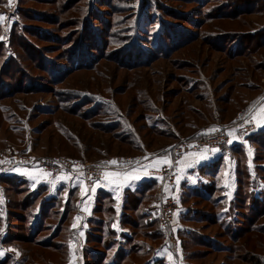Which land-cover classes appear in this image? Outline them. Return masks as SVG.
<instances>
[{"label":"rangeland","instance_id":"rangeland-1","mask_svg":"<svg viewBox=\"0 0 264 264\" xmlns=\"http://www.w3.org/2000/svg\"><path fill=\"white\" fill-rule=\"evenodd\" d=\"M0 14V167L7 172L20 159L105 164L167 151L197 139L188 123L228 121L264 88V0H0ZM256 155L252 176L264 186V151ZM6 176L0 264H80L61 231L66 193L23 180L27 189L17 185L23 189L10 209ZM28 190L37 194L17 207ZM193 195L187 202L197 236L187 240L186 261L238 264L223 248L241 244L221 235L227 218L209 214L211 206ZM242 214L243 226L258 223ZM128 227L134 239L110 250V264H147L137 239L145 230ZM108 230L97 232L103 246ZM257 245L252 256L264 264Z\"/></svg>","mask_w":264,"mask_h":264},{"label":"crops","instance_id":"crops-1","mask_svg":"<svg viewBox=\"0 0 264 264\" xmlns=\"http://www.w3.org/2000/svg\"><path fill=\"white\" fill-rule=\"evenodd\" d=\"M261 90L252 99L255 101L249 107V109L252 108L250 119L255 126L253 132H228L227 146L221 150L204 148L199 152H188L181 156H172L169 150L159 153L149 152L137 158L135 165L126 163L127 165L122 168L117 162L106 168L102 180L96 184L91 196L86 195L85 183L80 178H53L45 169L38 166L16 165L2 176H15L21 180H27L34 188L41 185L47 186L52 193L61 190L62 193H66L64 196L66 202L69 198L75 200L76 215L72 223L70 253L79 258L80 264H86L87 261L89 234L101 231L100 225H95V222L106 221L103 213L96 212L100 198L108 197L111 200L115 219L110 227L114 233V239L122 243L131 237L134 239L130 229L122 222L124 207L128 201L127 196L143 188L141 197L144 198L141 207L145 206V211L148 210L145 219L148 227L145 232L147 231L149 235L144 233L137 239L143 245L144 253L150 256L146 263L189 264L185 259V242L189 237L197 236V233L194 226L196 222L187 218V214L194 210L187 202V197L194 194L193 198L199 199L202 192L204 193L206 188L215 182L216 187L222 190L223 196L228 197L230 202L235 200L239 190V170L242 167V160H240L242 155L238 152L240 147L244 148L248 155L246 164L253 174L254 150L247 138L255 132L264 131V88ZM244 112H241L237 118ZM220 126L226 125L214 122L200 128L195 135L212 134ZM108 162L109 160L105 165H108ZM163 168H170L175 177L174 184L161 176L160 172ZM198 191H201V195L196 194ZM169 197L178 200L179 205L172 225L164 228L160 224L159 227L158 207L165 198Z\"/></svg>","mask_w":264,"mask_h":264},{"label":"trees","instance_id":"trees-1","mask_svg":"<svg viewBox=\"0 0 264 264\" xmlns=\"http://www.w3.org/2000/svg\"><path fill=\"white\" fill-rule=\"evenodd\" d=\"M254 11L251 13H255ZM257 13H263V12L262 10H257ZM258 36L259 34L255 36L250 35L251 38H257ZM260 44L261 43H258V46ZM30 49L33 51L31 47ZM249 107L250 105H247L244 108H241L228 121H226L227 117H224L221 115L219 119L217 118L215 121L211 123L220 122L223 125L233 124L236 121L237 116L241 112H243L244 109H247ZM197 126L198 125L195 122L188 123V128L194 129V132L191 134V136H194L195 133L199 131L200 127L197 128ZM247 141H249L251 148L254 150V155H256V151L259 150V148L262 149V151H264V131L253 133L247 138ZM238 152H240L242 155V158L240 157V160H242V163H241L242 167H240L241 169L239 170V176H238L239 177V190L236 194L235 200H233L232 202L229 201V205L227 206V208H226V204L221 206L219 204L220 203L219 200L216 201L217 193H220L222 197H225V196H223L222 190L216 187L215 182L211 183L212 185L206 188V191L201 195L199 199L200 201L202 199L205 204H208L211 206L209 210V214L211 215H214V214L216 215V213L222 214L224 217L227 218L226 225L223 226L226 229L221 228L222 230L221 235L226 236L231 241L241 242V244H238L235 249L234 248L231 249V246L230 247L227 246L228 244L226 246L224 245L223 248H228V250H230V253L232 252L231 254H233L235 256V259L238 260L239 262L242 261L243 263L249 264L248 261L250 260L248 258L250 257L252 264H261V260L259 258L253 257L252 253L257 252V247H259V245H257V242H259V244L261 243L262 247L264 246V241H263L264 240V222H260V221H264V190H263L264 186H261V184H259L258 181H256L257 183H255L256 178L255 176H252L253 174L250 171L251 169L246 164V162L248 161V157H247L248 155L246 154L245 149L240 147V149H238ZM255 159L257 160V155L254 156L253 158L254 164H255ZM6 177L2 178L1 182L3 186L7 185V187H9L8 189L5 188L4 194L8 201V208L11 209L13 205V193H18L21 189H23V188L19 189L20 186L18 187L17 185L21 184L23 187L27 189V183L26 182L22 183L23 180L15 176H8L10 178H6ZM260 180L262 181V179ZM261 183L263 185V181ZM257 189L260 190V192H257ZM143 190H144L143 188L142 189L139 188L138 192L134 194L133 193L128 194L127 196L128 201H126V204L124 207V216L122 217L123 224L127 227L131 226L132 228L135 229L134 231L136 232L142 228L143 230H145L148 227V225L145 223L148 210L145 211V206L141 207V203L144 198V197H141V194L143 196ZM208 190H210V193L208 192ZM32 194H37V192L35 193V192H31L28 190L27 193L25 194L26 196L23 199V204H19L17 207L21 208L22 206H25L27 203H30L31 198H33ZM107 198L108 197L103 198V199L100 198L98 202V207L96 208V212H101L104 214L103 217L105 218L106 221H101L100 223L95 222V225H100L99 226L100 229H103L105 226L107 229H109L108 231H109L110 236H108V241L103 246V241L100 239V237H98L99 236L98 233L92 232L89 234L88 236L89 247H88V250L86 251L87 252L86 253V258H87L86 264H90V263L110 264V263L115 262L114 257H111L108 254L110 250L114 248L115 245L117 246L120 243H118L114 239L115 236L110 227L111 222L114 221L115 219V210H113L111 206V200L108 198L109 206H106L105 204H103L104 203L103 200ZM215 201L217 203H215ZM64 209H65V213H64L65 220H64L63 228L61 229V231L62 232L64 230L67 231V234H66L67 235V240H66L67 250L66 251L69 253L71 234H72V223L76 215L75 200L72 198H69ZM243 210L247 211L248 213H252V215H254L255 218L258 220V223L259 222L260 223L259 224L250 223V225H248L247 227L243 226L242 224L243 220L241 219V216L243 215L242 214ZM131 212L132 214H134V216H136V219H132V218L130 219V217H133V216H130ZM204 212H207V211H204ZM195 213L196 211H191L189 214H187V218L195 221V218H193V214ZM197 214H200V213H197ZM249 220L251 222V218H249ZM157 222H159V220H157ZM158 224L160 227V222ZM144 233L146 235H149L147 231ZM247 234H249V236L256 238V241H257L256 244L253 243V245H251L250 238L247 237ZM190 238L191 237H189L188 239ZM187 240L185 242L186 243L185 247H187ZM92 245H95V246H92ZM95 247H98V248H95ZM115 255L117 256V253ZM239 262L238 264H240Z\"/></svg>","mask_w":264,"mask_h":264},{"label":"built area","instance_id":"built-area-1","mask_svg":"<svg viewBox=\"0 0 264 264\" xmlns=\"http://www.w3.org/2000/svg\"><path fill=\"white\" fill-rule=\"evenodd\" d=\"M251 114L252 108L245 111L242 116H239L233 124L220 126L214 133L207 136H198L194 141H184L183 143L179 144V146L172 145L168 150L172 156H181L188 152H199L204 148L211 150H221L228 143V132L239 131L251 133L255 130V126L250 119ZM113 160L120 163V168L127 165L126 163H129L131 166L136 164V160L133 161L131 158L125 159L118 157ZM109 162L108 165H105L86 163L78 159L69 158H31L25 160L20 159L18 162L12 164V166H38L45 169L53 178H80L85 183L86 195L91 196L96 184L102 180L106 168L111 165L113 166V164ZM5 170L6 168L0 167V177L6 172ZM160 174L164 178H167L166 180L169 183H175V177L171 173L170 168H163ZM178 205V200L173 197L165 198L159 205L157 218L162 227L167 228L172 225Z\"/></svg>","mask_w":264,"mask_h":264},{"label":"snow or ice","instance_id":"snow-or-ice-1","mask_svg":"<svg viewBox=\"0 0 264 264\" xmlns=\"http://www.w3.org/2000/svg\"><path fill=\"white\" fill-rule=\"evenodd\" d=\"M9 3H11V0H9ZM3 18H4L3 15L0 14V20H3ZM209 131H211V130H209ZM229 142H231V141H229ZM165 162H168V161H165ZM109 163L115 164V163H117V161L113 160V161H110ZM112 175H116V174H112Z\"/></svg>","mask_w":264,"mask_h":264}]
</instances>
